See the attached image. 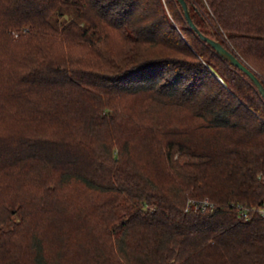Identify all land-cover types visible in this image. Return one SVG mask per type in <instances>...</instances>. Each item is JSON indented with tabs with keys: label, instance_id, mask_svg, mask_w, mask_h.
Masks as SVG:
<instances>
[{
	"label": "trees",
	"instance_id": "obj_1",
	"mask_svg": "<svg viewBox=\"0 0 264 264\" xmlns=\"http://www.w3.org/2000/svg\"><path fill=\"white\" fill-rule=\"evenodd\" d=\"M185 2L264 85V0ZM200 32L178 0H0V264H264V98Z\"/></svg>",
	"mask_w": 264,
	"mask_h": 264
},
{
	"label": "water",
	"instance_id": "obj_2",
	"mask_svg": "<svg viewBox=\"0 0 264 264\" xmlns=\"http://www.w3.org/2000/svg\"><path fill=\"white\" fill-rule=\"evenodd\" d=\"M185 12L186 18L189 24L198 32H200L197 26L192 22L189 9L185 2V0H178ZM200 35L203 39H205L223 58H225L232 65L237 66L241 69L253 82L257 90L260 92L261 96L264 98V85L258 78V76L246 65L244 64L234 53H232L228 48H226L219 40L206 36L205 34L200 32Z\"/></svg>",
	"mask_w": 264,
	"mask_h": 264
},
{
	"label": "built area",
	"instance_id": "obj_3",
	"mask_svg": "<svg viewBox=\"0 0 264 264\" xmlns=\"http://www.w3.org/2000/svg\"><path fill=\"white\" fill-rule=\"evenodd\" d=\"M207 203V201H203V207L204 204ZM258 211L259 214H261L262 216H264V199L262 201V204L256 209ZM242 215H246V210L241 212Z\"/></svg>",
	"mask_w": 264,
	"mask_h": 264
}]
</instances>
